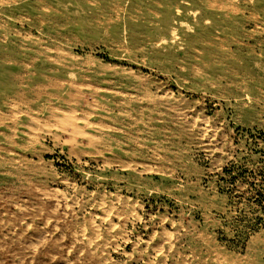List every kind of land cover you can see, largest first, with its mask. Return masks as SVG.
<instances>
[{
	"label": "rangeland",
	"instance_id": "1",
	"mask_svg": "<svg viewBox=\"0 0 264 264\" xmlns=\"http://www.w3.org/2000/svg\"><path fill=\"white\" fill-rule=\"evenodd\" d=\"M229 1L248 17L256 0ZM80 8L68 11L74 63L62 62L63 76L83 97L113 86L111 68L128 63L151 83L117 86V119L76 121L91 139L68 124L37 127L34 111L0 92L10 136L0 140V264H264V33L253 20L242 34L187 13L170 40ZM18 67L0 60V84Z\"/></svg>",
	"mask_w": 264,
	"mask_h": 264
},
{
	"label": "bare ground",
	"instance_id": "2",
	"mask_svg": "<svg viewBox=\"0 0 264 264\" xmlns=\"http://www.w3.org/2000/svg\"><path fill=\"white\" fill-rule=\"evenodd\" d=\"M97 3L100 5L98 6ZM60 5L64 6L63 9L60 8ZM80 7L90 9L94 12V14L92 13L93 21H97L98 16L105 10H109L112 12L113 17L109 19L114 24L121 20L129 29L136 30L138 29L136 28L137 26L146 27L148 31L154 32L153 35H162L168 32L167 34H169L170 40L177 38L176 27L174 25L183 26L182 19L187 16V13H191L193 16L198 15L199 18L207 16L211 19H215L218 15L217 18H219L222 24L231 27V32L235 31L242 34L244 32V25L248 23V20H253L255 21V31L257 33H264V0H256L254 2L252 8L247 11L249 14L248 17L243 15V8H240L235 3L232 4L229 0H99L98 2L95 0H0V60L7 66L13 63L19 66L17 73L9 68L4 71L5 80L3 84H0V92L4 96L19 97L28 109L34 111V113L27 115L29 120L35 122L37 127L46 125V120L49 123L54 122L53 124L56 122L68 124L75 129L72 131L77 138L86 137L91 139L92 135L90 136L83 131L81 129L82 127L76 126V121L92 123L93 119L96 118L100 122L118 118V114L115 115L111 112L112 105L114 104V99H112L111 94H114L120 89L117 86H121L125 90H145L150 85L152 79L150 72L144 74L142 68L137 67V69H134L133 65L128 63L127 67L111 68V73L114 77L111 79L114 80L113 86L107 87L105 91L102 90V92H95L94 95L83 97L81 90L84 85L68 80L63 76V72L61 71L63 61L70 63V66L74 63V59L70 57V48H66L63 44L65 39L64 33L68 31V26L66 25L69 19L68 11L75 8L81 9ZM259 15L261 16L259 17ZM35 33L36 35L34 36ZM255 39L256 42L261 43L260 39ZM163 40L162 37V39L158 40L159 42L157 44L164 43L162 42ZM28 64L32 67L31 72L27 69ZM95 75L96 73L94 77ZM13 78L17 80L27 78L28 81L24 85L22 82L14 83L12 81ZM29 91L35 97L32 99L34 101H29L22 97L25 92ZM74 98L82 101L85 106L80 108L73 107L72 109L69 107L66 110L60 107V104H55L56 101L70 105ZM121 99L119 98V100ZM2 102L7 103L6 100ZM10 106L12 107V104ZM136 108L138 109L137 106ZM136 113H139L138 110ZM135 114L129 112L122 113V115H132L135 121L136 119L139 120L140 116L137 117ZM24 126L28 133L34 132V128H31L32 126ZM2 139L8 140L10 136L5 131H2L0 133V140Z\"/></svg>",
	"mask_w": 264,
	"mask_h": 264
}]
</instances>
